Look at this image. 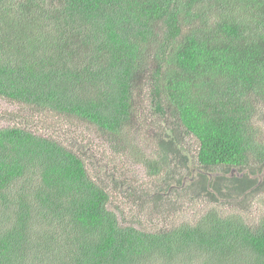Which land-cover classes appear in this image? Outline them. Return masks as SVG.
Instances as JSON below:
<instances>
[{
    "label": "trees",
    "instance_id": "obj_1",
    "mask_svg": "<svg viewBox=\"0 0 264 264\" xmlns=\"http://www.w3.org/2000/svg\"><path fill=\"white\" fill-rule=\"evenodd\" d=\"M0 99L82 120L136 155L164 183L124 189L140 213L161 202L148 207L167 220L183 198L212 208L169 229L123 225L85 154L0 129V264H264V216L240 215L264 195L252 124L264 127V0H0ZM148 127L157 161L136 153Z\"/></svg>",
    "mask_w": 264,
    "mask_h": 264
},
{
    "label": "rangeland",
    "instance_id": "obj_2",
    "mask_svg": "<svg viewBox=\"0 0 264 264\" xmlns=\"http://www.w3.org/2000/svg\"><path fill=\"white\" fill-rule=\"evenodd\" d=\"M138 114L143 117L146 116V112H142L139 109ZM252 124L259 131V139L264 141V127L260 123L258 116L254 119ZM20 125H22L21 127L28 126L29 130L38 136L53 139L66 148L75 149L77 152L85 154L88 165L90 167L94 165L95 167V169H93V167L89 168L90 173L95 174V177L99 178L97 180L100 181L99 184L101 187L105 188L106 191L110 193L112 205L109 209L115 211L119 215L123 225L132 224L140 228V224L137 223L140 222L147 225L146 229H169L173 226L179 227L182 224H193L198 221L202 215H205L206 211L212 209L210 206L207 209V204L204 199L196 201L193 207H191L189 206V202L183 198L178 200L179 204L182 205V209L167 220L162 219L163 216L153 214V211H151V209L160 208L161 202L150 201L149 205L146 203L144 206V213H140L133 204H129L125 197L126 192L124 189L128 188L129 190V188H134L138 192L137 194L149 195L148 197H150L153 194L152 192L160 191L159 189L164 187V183L159 176H150L141 163L137 164L134 161L136 155L133 153L129 155H127V153L125 155L114 154L107 141L108 136L98 132L93 125L82 120L48 111L36 113L35 109L23 105H16L0 99V129ZM146 126H148V124L145 122L144 127ZM136 129L137 128L134 126L132 130L133 133ZM139 135V139H143L138 140L135 146L138 151L136 152L137 155L141 153V155L143 154V156L149 160L157 161V150L150 128H145ZM183 137L184 136H181V138ZM120 142V140L116 141L115 145L122 146ZM182 146L184 152L188 154L190 161L193 162L196 156L198 143L192 137H187L183 141ZM103 167H107L109 171L107 169L101 170ZM95 170L98 173H95ZM112 172H115L113 179L121 180L124 186L121 185L119 188L114 186L111 181L112 179L108 178V175ZM175 180L172 182L173 184ZM190 183V176H187L185 178L184 188ZM176 188V185H173L172 189L176 190ZM172 189L169 190L168 195H171ZM148 191L151 192L148 193ZM147 201H149V199ZM117 205L122 207L121 209L125 213L124 216L115 209ZM148 206H150L151 209H149ZM130 208H134L132 214L136 215V217H131L129 215ZM222 208L223 209L217 207L216 209H221V212L225 215L235 213L229 206ZM251 208V211L247 214L241 213L240 215L247 222H250V224L256 225L260 218L264 216V195L254 197Z\"/></svg>",
    "mask_w": 264,
    "mask_h": 264
}]
</instances>
